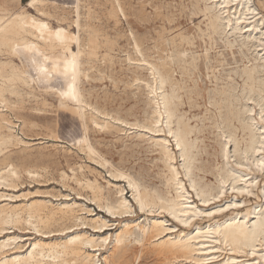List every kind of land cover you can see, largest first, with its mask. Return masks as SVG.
<instances>
[{
  "label": "bare ground",
  "instance_id": "6f19581e",
  "mask_svg": "<svg viewBox=\"0 0 264 264\" xmlns=\"http://www.w3.org/2000/svg\"><path fill=\"white\" fill-rule=\"evenodd\" d=\"M108 1V16L114 26L119 24L120 16L126 18L130 15L139 22L148 21L149 16L144 8L135 10L129 3L127 12L121 0H105ZM53 3L49 0H28L25 5L20 0L0 2V264H122L125 248L131 243L142 247L148 244L151 253L168 258L172 264H253L237 261L234 256L246 250L261 257L259 260L263 261L257 264H264V255L257 250L264 245V211L254 208L252 212L245 210L243 214L235 213L245 203L238 195L250 194L258 177L252 176L246 180L251 171L243 172L237 167L248 168L249 162L258 171L264 167V153L259 154L264 152V10L256 6L255 0H193L189 15H200L202 21L199 25H203L196 27V36L209 41V47H205L201 55L190 50L194 45L192 37L178 30L169 37L164 35L165 29L162 28L152 38L153 46L147 49L143 48L145 38H137L131 33L132 46L139 57L127 56L126 60L149 72L150 79L136 76L132 83H143L150 114L143 121H129L118 115L110 116L93 106L85 98L86 90L79 85L82 79H90L89 68L85 66L91 63L96 49L94 29L90 27L92 34L83 44L78 35L85 28L80 24L81 0H74L71 8L74 16L70 25L75 27L76 33L60 25L48 31L39 28L37 15L48 16L45 6ZM152 8L154 18L172 22L170 14L161 12V6L153 5ZM62 20L66 18L63 16ZM218 42L233 59L234 67L225 76L215 74L214 64L221 63L217 58L222 54L214 52V57H210ZM22 52L28 54L26 63L14 64L13 59L21 60ZM106 58L112 60L110 53L102 56V60ZM200 60L207 77L210 73L214 88L206 92L207 99L200 112L202 117L193 115L190 118L186 116L183 106L187 104L189 109L199 108L196 100L204 98L203 92L197 90L195 84L186 85L193 80ZM176 71L180 79L174 76ZM52 74L60 75L64 81L53 94L60 103L67 105L64 111L76 116L84 129V134L73 146L100 167L109 165V176L118 182L124 181L138 210L152 217L147 218V215L142 222L133 219L125 220L122 224L119 222L114 233L104 234L102 231L112 226L110 222L93 215V211L75 200L64 201L69 198L68 195L59 194L57 197L64 198L63 202L53 204L45 199L12 203L11 200L27 199L28 194H5L3 188H16L22 173L12 159L5 157L6 154L10 148L21 149L22 146V152L30 148L18 136L15 123L5 112L11 110L10 105L18 108L17 105L23 102L22 95L28 93L23 92L22 88L33 90L32 84L36 80L48 82ZM219 81L222 82L220 85ZM44 91L47 92V89L44 88ZM87 94L91 96L89 92ZM10 97L16 100L13 102ZM88 124L121 133L129 140L147 143L151 152L158 153V161L162 163L165 192L158 193L142 186L130 174L113 167L87 138ZM206 130L215 133L222 159L221 165L216 168L218 186L214 190L201 186L193 176L194 171H202L196 162L204 149L200 145V137ZM48 137L50 140L53 136ZM171 139L174 144H171ZM231 148L232 155L229 156ZM230 158L234 159L235 166ZM19 159L23 160V157ZM177 160H180V166H176ZM78 169L82 171L83 167L79 166ZM23 172L31 179L40 177L38 172L31 169H24ZM181 174L202 204L221 203L222 200L225 203L205 210L199 208L191 201ZM61 179L72 180L86 191L87 201L112 217L132 215L135 210L120 185L106 181L105 188L95 177L89 180L83 173L79 177L74 173L71 177L62 173ZM262 184L264 186V182ZM105 189H114L116 199L112 201L107 197ZM226 189L231 191L230 201L226 197ZM225 212L229 216L226 217ZM164 214L182 226L194 229L176 230V226L167 225ZM201 217L210 223L205 227H196L197 223L193 222ZM23 224L29 226L37 236L24 239L10 232ZM54 226L59 227L54 229ZM86 227L94 233L84 231ZM222 245L234 255L228 252L224 256H215L226 251ZM139 258L137 256L135 261Z\"/></svg>",
  "mask_w": 264,
  "mask_h": 264
},
{
  "label": "rangeland",
  "instance_id": "374dc122",
  "mask_svg": "<svg viewBox=\"0 0 264 264\" xmlns=\"http://www.w3.org/2000/svg\"><path fill=\"white\" fill-rule=\"evenodd\" d=\"M1 1L3 0H0V2ZM49 1H54L55 3L45 6L46 12L49 13L48 16L37 15L39 28L48 31L49 28L52 27L56 29L57 26L60 25L67 31L76 33L75 27L70 25V20L73 19L74 16V14L71 13L74 0ZM121 2L124 3L127 12L129 3L135 10L144 8L145 14L149 16L148 21L139 22L130 15L126 18H122L120 16L119 24L114 26L113 20L108 16L110 5L109 1L81 0L80 24L82 26L85 25V28L83 27L79 31L78 35L81 43L83 44L88 40V36L92 34L90 33V29H94L93 33L95 32V34L93 35L96 42V49L95 56L93 57L91 63L85 66L86 68H89L88 74L90 79H82L79 85L85 89L87 93L89 92L91 94V96H89L85 93V98H87L92 105L97 107L100 111L109 113L110 116L118 115L129 121H143L150 114V108L147 106L145 89L143 83L135 85L132 83V80L136 76L146 80L148 78L150 79V77L148 75L149 72L145 68H137L135 64H131L126 60L127 56L132 58L139 57L133 49V41L130 34L133 33L135 37L140 39L145 38L143 48L147 49L153 46L152 38H155L156 33L161 31L162 28L165 29L164 35L169 37L170 35L173 36L178 30L180 32L187 33L192 37L194 45L190 50L200 55L205 47H209V41L207 38L199 39L196 36V27L199 25V22L202 21V18H199L200 15H189V11L192 10L193 0H121ZM255 4L257 7L264 10V0H255ZM23 5H25V3ZM153 5L161 6V12L164 14H170L172 22H162L160 19L154 18V10L152 8ZM30 13L33 15L36 14L34 11H31ZM68 13H70L69 16ZM63 16L66 20H62ZM199 26L203 27V25ZM216 46L217 48L215 51H211L210 57H214V52H219L222 54V57L217 58V60L221 61V63L214 64L216 66L215 74L217 75L220 73L222 76H225L230 68L234 67L233 59L231 58L230 53L224 49L222 44L218 42ZM73 49L75 50V44L73 45ZM105 52L110 53L112 59L111 61L107 58L102 60V56L106 54ZM27 57L28 54L26 52H22L20 54L21 60L19 58H14L13 62L16 65H21V62L26 63ZM201 61L202 60L198 62V70L192 76L193 80L188 81L186 84L190 86L195 84V88L203 92L204 95V98L199 97L196 100L199 108L189 109L187 104L183 106L184 111H186V116L190 118L193 115L198 116V118L202 117L200 112L203 111L204 100L207 99L206 92L211 91L214 88L213 79L210 73H208L209 77H207V72ZM30 72L33 73L32 69H30ZM57 75L58 74L50 75L48 79L50 81L48 82L44 81V79H39V81L36 80L32 84L33 90L25 87L22 88L24 89L23 92L28 93H22L23 102L17 105L18 108H13V106L10 105L9 109L11 110H6L5 112L11 121L15 123V131L18 136L30 146V148L23 152L21 151L22 146L21 149L20 147L10 148V152L6 154L5 157L12 159L13 164L22 169V173L20 174V179L16 182V188H3L5 190V194H28L29 196H27V199L19 198L11 200L12 203L45 199L51 201L53 204L63 202L64 198L57 197L59 194L68 195L69 198L64 201L75 200L77 204H81L93 211V215L96 214L110 222V225L112 226L102 231L104 234L114 233L119 226V222L122 224L125 220L127 221L132 219L140 220L139 222H142L146 218L145 216L148 215L147 218L152 217L149 213H143L138 210L124 181L119 180L118 182V180H114L109 176V173L107 172L109 165H106L105 168L100 167L99 164L89 159L85 154L80 153L76 147L73 146L84 134V129L76 116L64 111L67 105L60 103L57 97L53 94L56 87L62 86L64 82L62 77ZM174 76L177 79H180L178 71L174 73ZM218 83L220 85L222 82L219 81ZM52 86H54V89L50 90ZM44 88L47 89V92L44 91ZM10 100L14 102L16 99L14 97H10ZM3 111H5V109H3ZM98 117H100V115ZM100 118H102V116ZM258 122L261 123L259 119ZM77 124L79 125L77 126ZM75 131L76 133H74ZM49 132H52L51 135ZM134 132L135 131H130L129 133ZM48 136L56 138L51 137L49 140ZM87 138L96 150L99 151L113 167L119 168L130 174L142 186L153 189L158 193L165 192L162 163L158 161V153L151 152L147 143L140 142L137 139L129 140L121 133L117 134L114 131L99 129L92 124H88L87 126ZM200 140V145L204 149H202L197 156L198 161L196 162V165L202 167V171H194L193 176L201 186H207L209 189L214 190L216 186H218L216 168L222 163V159L219 154V142L215 137V133H212V131L209 130H206L203 135H201ZM171 144H174L172 139ZM171 144L169 145L171 146ZM61 147L63 149H61ZM229 152V156H231L232 148ZM263 153L264 152H259L260 155ZM20 157H23V160H20ZM230 160H232L230 161L231 164L235 166L234 159L230 158ZM177 161L176 166H180V160ZM79 166L83 167L82 171H79ZM253 167L254 166H251V162H249L248 165L249 169L246 167H241L242 169L237 167L243 172H249L248 170L251 171V175H249L246 180L252 176H258L255 184L252 185L250 194L244 193L242 195H238V193L232 192L239 197L241 196L242 200L245 202L238 209H236L237 212L235 213L237 214H243L245 210L252 212V209L254 208L257 211H264V186L262 184L264 182V167L262 170H259L260 172L256 169V167ZM24 169L36 171L40 174V177L31 179L23 172ZM71 169L75 171L72 172ZM62 173L68 177H71L73 173L79 177L80 174L83 173L89 180H93V177H95L105 188L106 181L120 185L125 189L124 196L133 205V210L135 209L134 212L132 215L129 214L120 217L110 216L105 213V211L99 209L91 201H87L86 191L82 190L76 183L70 179L62 180ZM182 179L185 184V188L189 191L190 197H192L191 201L199 206V208L205 210L225 203V200H222L221 203L219 201L217 203L211 202L210 204H202L199 199L195 197L194 191L190 189L189 182L183 177V175ZM239 185L242 186V183ZM227 189L229 188L227 187ZM104 193L112 201L116 199L114 189H105ZM230 196L231 191L227 190L226 197H228L229 201L232 200ZM8 202H10V200H8ZM225 213L226 217L229 216L227 212ZM163 216V219L168 221L167 225L176 226V230L181 229L184 231H192L194 229L182 226L179 222L167 214H164ZM155 217L158 216L155 215ZM87 218H89V216H87ZM206 220L207 219H204V217H201L197 218L193 223H197L195 224L196 227H205L210 223ZM64 224H67V222ZM58 227L59 226H54V229ZM83 230L90 234L94 233L91 229H89V227H86ZM10 232L14 235L22 236L24 239L28 237L33 239L37 236L32 230H30V227L25 224L11 229ZM102 232L99 233L103 234ZM222 247L224 248L223 245ZM149 248L148 244H145L143 247L133 243L128 244L125 248V260L122 264H172L168 261V258L162 255L159 256L160 254L156 255L151 253ZM228 249L229 248L225 249L226 251L223 250V252H219L215 256H224L229 252ZM257 250L261 251V254L264 255V245L259 246ZM247 252L248 250L243 253H236L235 255L230 252L228 254L237 257V261H246L247 263L253 262V264L263 261L262 259L259 260L261 257H258V254H251L250 252ZM137 256H140V258L135 261Z\"/></svg>",
  "mask_w": 264,
  "mask_h": 264
},
{
  "label": "crops",
  "instance_id": "0c3cea01",
  "mask_svg": "<svg viewBox=\"0 0 264 264\" xmlns=\"http://www.w3.org/2000/svg\"><path fill=\"white\" fill-rule=\"evenodd\" d=\"M26 2H28V0H20V3H21V4H24V3H26Z\"/></svg>",
  "mask_w": 264,
  "mask_h": 264
}]
</instances>
